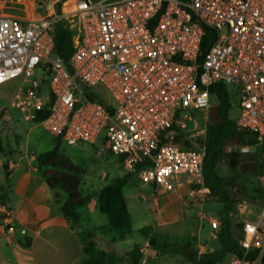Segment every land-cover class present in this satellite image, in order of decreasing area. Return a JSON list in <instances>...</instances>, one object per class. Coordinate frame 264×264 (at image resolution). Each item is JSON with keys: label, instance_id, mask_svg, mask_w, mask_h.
<instances>
[{"label": "built area", "instance_id": "built-area-1", "mask_svg": "<svg viewBox=\"0 0 264 264\" xmlns=\"http://www.w3.org/2000/svg\"><path fill=\"white\" fill-rule=\"evenodd\" d=\"M61 1L43 19L0 16V87L14 85L0 104V132L13 122L9 108L34 124L50 104L40 125L52 137L94 145L106 131L129 174L161 190L187 187L197 204L211 198L206 131L192 136L188 123L196 111L209 112L215 85L236 88L238 131L259 142L229 152L264 145V0H70L59 12ZM61 23L73 35L69 61L56 54ZM99 85L111 101L96 94ZM231 215L243 253L218 264H262L264 201L258 213L241 202ZM211 222L218 234L221 221ZM16 231L4 206L0 234Z\"/></svg>", "mask_w": 264, "mask_h": 264}, {"label": "crops", "instance_id": "crops-1", "mask_svg": "<svg viewBox=\"0 0 264 264\" xmlns=\"http://www.w3.org/2000/svg\"><path fill=\"white\" fill-rule=\"evenodd\" d=\"M28 1L31 3L34 0ZM49 1H43L44 10ZM1 15L43 19L36 17L35 13H27L24 16L4 13ZM37 16L42 17L40 14ZM15 135H20V128L14 121L6 130L0 132L4 144L6 140L8 142L15 139ZM7 147L9 153L0 154V188L6 195L5 200L0 198V211L4 206L12 210L17 231L12 234H0V264H82L84 247L90 234L94 235L97 248L99 242L109 244L108 250L101 252L116 251L120 256L130 252L123 250L120 245L123 242H136L133 232L126 235L122 241H116L117 235L107 238L101 234L112 233L109 230H101L106 226L91 229L82 226L80 209L78 210L80 222L73 227L60 212L61 203L66 201V196L60 191H54L42 177L38 168V158L22 153L11 143ZM127 188L130 190L128 195L125 192ZM124 197L131 214L132 229L134 213L135 218H138L137 213L140 218L142 214H147L152 218L151 222L139 219L137 230L143 234L144 230L150 227L154 234L158 235L156 247L150 246L148 239H145L144 245H139L144 255L142 264L160 260L163 256L162 248L168 245L170 246L168 249H171L172 242L177 245L180 243L197 245L199 255L195 260L186 259L191 264H197L201 256L214 253L210 250L209 244L213 238L218 237L217 231L208 236L205 244L193 243L188 239V234L193 232L194 223L205 217L195 211L198 204L191 201L187 187L174 191L161 190L144 183L134 175L124 189ZM131 203L135 205L134 212ZM186 227L187 236L182 234L183 228ZM233 230H237V236L240 235L237 226ZM184 258L173 262L182 264Z\"/></svg>", "mask_w": 264, "mask_h": 264}, {"label": "trees", "instance_id": "trees-1", "mask_svg": "<svg viewBox=\"0 0 264 264\" xmlns=\"http://www.w3.org/2000/svg\"><path fill=\"white\" fill-rule=\"evenodd\" d=\"M70 0H62L58 3V11L61 12ZM72 33L61 23L56 32V54L61 56L65 61H69L73 53ZM213 37L208 34L203 43L204 54L207 53L211 46ZM212 95L218 100L216 113L212 119L211 125L207 128L204 144L206 146L205 158V185L211 190L213 199L218 200L224 207L222 214L230 215L235 210L238 203L248 202L252 204H261L264 201V192L261 188L250 191L232 184L229 180L222 177L219 173L220 162L226 156V147L234 139L240 138L239 146H254L258 140L248 133L239 132L236 120L232 119L233 106L231 95L228 89L221 85H215L211 89ZM92 101H96L94 97ZM39 116L34 125H40L48 114V108ZM58 141H61L59 139ZM188 147H191L187 143ZM59 144L56 147L38 157V168L42 177L54 191H60L66 196V201L61 203L60 212L74 227L80 222L78 210L90 205L95 197H98V206L102 214L106 215L109 224L101 228L102 231L109 230L116 233V241H122L126 235L133 232L132 218L124 197V189L129 184L133 174L127 173L124 177L114 180L111 184L105 186L96 195H84L81 191L83 177L86 170L75 164L67 156L60 155ZM9 153L8 147L4 144L0 136V154ZM230 160L232 170H236L241 163L240 152L227 154ZM256 155L262 160V172L264 175V145L256 150ZM6 195L0 188V198L5 200ZM222 229L218 233L224 249L220 253L201 256L197 264H218L225 261L231 255H241L243 250L239 239L241 235L234 234L235 225L228 219L221 220ZM237 226V225H236ZM239 230V226H237ZM240 233V231H239ZM149 244L152 247L157 246L158 235L154 234L152 228H146L143 232ZM117 243V242H114ZM170 246L166 245L164 249ZM97 243L94 235L90 234L89 240L84 247V260L82 264H142L144 255L141 252V246L136 245L134 249L125 254L122 258L116 251H107L97 253ZM256 254H253L255 256ZM197 257V256H196ZM217 257V258H215ZM215 258V259H214ZM195 260V258L193 259ZM262 264H264V259Z\"/></svg>", "mask_w": 264, "mask_h": 264}, {"label": "rangeland", "instance_id": "rangeland-1", "mask_svg": "<svg viewBox=\"0 0 264 264\" xmlns=\"http://www.w3.org/2000/svg\"><path fill=\"white\" fill-rule=\"evenodd\" d=\"M44 0H34L31 3L27 0L18 1V0H1L0 1V14H14L19 16H24L27 13H35V16L38 18H45L52 14V9L56 6L58 0H50L47 4L46 10L43 8ZM41 15L39 17L37 15ZM61 57V56H60ZM14 85L8 84L0 87V104H7L9 98L11 97V91ZM96 94L105 101H111L112 97L109 91L102 85H99L94 88ZM230 95L233 106L232 119H237L240 114V108L238 104V95L236 88L230 87ZM218 105V100L216 98L212 99L211 109L209 112L196 111L194 114V122L188 123V131L192 136L201 130L207 132V128L211 125L212 119L216 113V106ZM9 112L13 118V121L20 128V135H15V139H10L8 142L6 140L5 145L8 146L10 143L17 150H21L22 153H28L31 156L38 158L44 153H47L53 150L57 144H59V153L60 155L67 156L75 164L81 166L86 170V174L83 177L81 191L84 195H96L101 189L105 186L111 184L114 180L126 175L128 172L125 170L123 160L121 157H118L111 153L105 142L106 131L103 132L99 142L94 145L89 144H79L77 146H69L67 143L58 141L47 133L41 125H34L27 123L24 120L23 115L14 109L9 108ZM207 119V120H206ZM17 143V145H16ZM16 145V146H15ZM240 145V138L232 140L226 147V153L231 154L235 151L229 152V148L237 150ZM220 162L219 173L222 177L229 180L232 184L254 191L255 189L261 188V172H262V160L259 156L256 155V151L252 154L241 156L240 166L236 170H232L230 166V160L228 155ZM126 194L130 193L129 188L125 190ZM98 197L96 196L94 202L79 210L81 215L82 226L86 228H94L107 226L109 223L108 217L102 214L98 208ZM132 212L135 210V205L131 203ZM256 207V212L260 211L261 204H254ZM224 207L216 199L209 198L204 203L198 204L195 208V211L198 214H201L205 218L203 220H197L193 226V232L188 234V239L193 243L205 244L208 236L211 233H216L211 220H229L236 226V218L230 215H223ZM134 213V226L133 234L134 240L136 242H123L121 243V248L125 251H132L136 244L144 245L146 237L140 233L137 229L139 227V219L144 221L151 222L152 218L147 214H142L141 218L137 213L135 218ZM189 227V226H188ZM188 227L183 228L184 235L187 236ZM190 228V227H189ZM105 233V234H104ZM102 235L107 238H112L116 236V233L102 232ZM234 234L237 237V230L234 231ZM101 235V236H102ZM102 236V237H104ZM185 241V240H184ZM171 249H163V256L160 260L153 261L151 264H180L179 262H173L174 260H179L182 257H185V261L182 264H191L187 262L188 259H194L199 255L200 250L197 248V245H188V244H178L172 242ZM109 248V244L105 242H99L97 253L101 251H106ZM127 253V252H126ZM125 253V254H126ZM125 254L122 258L125 259ZM217 258V257H215ZM214 258V259H215ZM183 260V259H182ZM127 264V263H125ZM196 264V263H194Z\"/></svg>", "mask_w": 264, "mask_h": 264}, {"label": "water", "instance_id": "water-1", "mask_svg": "<svg viewBox=\"0 0 264 264\" xmlns=\"http://www.w3.org/2000/svg\"><path fill=\"white\" fill-rule=\"evenodd\" d=\"M175 134V132H172ZM209 248L214 253H220L224 249V245L219 237L213 238L209 244Z\"/></svg>", "mask_w": 264, "mask_h": 264}]
</instances>
